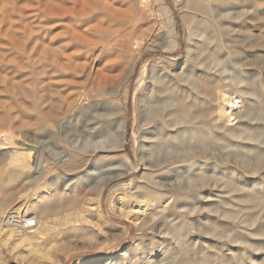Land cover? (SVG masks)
I'll return each instance as SVG.
<instances>
[{
	"label": "rangeland",
	"instance_id": "374dc122",
	"mask_svg": "<svg viewBox=\"0 0 264 264\" xmlns=\"http://www.w3.org/2000/svg\"><path fill=\"white\" fill-rule=\"evenodd\" d=\"M79 1L0 0V264H264V0Z\"/></svg>",
	"mask_w": 264,
	"mask_h": 264
},
{
	"label": "bare ground",
	"instance_id": "6f19581e",
	"mask_svg": "<svg viewBox=\"0 0 264 264\" xmlns=\"http://www.w3.org/2000/svg\"><path fill=\"white\" fill-rule=\"evenodd\" d=\"M79 1V0H78ZM148 0H145V2ZM78 3L82 4V6L84 8L88 7L87 1L83 0V1H79ZM81 7V5H80ZM83 7H81L83 9ZM84 10V9H83ZM100 53V52H99ZM97 53V54H99ZM93 58H91L90 60H86V62L81 63V65H83V68L85 69V76L87 77V79L91 80V82L93 81L96 86H103L106 85L108 82H113L115 81V79L119 78V77H123L124 73L123 70H121L117 76L115 75V77L109 76L107 74L104 73V69L105 67L98 63L97 61L99 60V55H97ZM56 55V54H55ZM76 65V64H75ZM111 72V71H110ZM109 72V73H110ZM152 78V77H151ZM153 80V79H152ZM154 81V80H153ZM90 82V83H91ZM92 82V83H93ZM91 83V84H92ZM112 95H117L115 92L112 93ZM95 97L92 96L91 94L86 95V97L84 98V102L79 104L78 101L80 100H75L76 104H79L77 107V109H82L85 107H88V105H91V103L94 101ZM73 100V99H72ZM82 101V100H81ZM238 101L239 98L235 95H229L226 99V108L228 109L226 111V113H231L234 108L237 107L238 105ZM73 102V101H72ZM75 105V104H74ZM75 107V106H74ZM92 108V107H90ZM76 110V109H74ZM78 111V110H77ZM82 112V111H81ZM142 112V111H141ZM73 113V111H72ZM79 113V111L77 112ZM237 113V112H236ZM72 115V114H71ZM68 116V115H67ZM70 116V115H69ZM68 116V117H69ZM80 116V115H79ZM229 115H227L228 117ZM75 118V117H74ZM72 118V119H74ZM78 119V118H77ZM229 120V119H228ZM64 121V120H63ZM62 122V121H61ZM65 124V123H64ZM120 124V123H119ZM58 125V124H57ZM59 126V125H58ZM57 126V127H58ZM62 126V125H61ZM118 127V126H117ZM56 128V127H55ZM64 128V127H62ZM122 128H123V124L121 123L119 126V137H118V141L121 140V134H122ZM59 129V128H58ZM57 129V130H58ZM67 129V128H65ZM64 129V130H65ZM116 130H118V128H116ZM11 131V130H10ZM10 131H5V136L3 139L0 138V145H4L2 146L3 148L9 150L10 152H12L15 156H16V162L17 165L19 167H21L24 170H27V168H33L34 166V160H35V156H38L39 154V147L37 144L35 143H31L29 141H24L21 138H15L12 135V132ZM31 131V130H30ZM55 131V130H54ZM63 131V130H62ZM4 132V131H3ZM53 133V132H52ZM51 133V134H52ZM63 133V132H61ZM30 134V133H29ZM60 134V133H59ZM20 136V135H19ZM32 136V135H31ZM61 136V135H60ZM43 137V136H40ZM38 138V137H37ZM44 138V137H43ZM62 138V137H61ZM39 139V138H38ZM61 142V141H60ZM93 173V172H92ZM95 178V177H94ZM39 179L38 176H36L35 178H33V181H37ZM92 179V178H90ZM55 180V179H54ZM92 182V181H91ZM106 182L105 180H101V182L98 183V185L96 186L97 190H99L104 183ZM53 183V182H52ZM37 184V183H36ZM56 185V183H55ZM17 209V208H16ZM19 212V210H18ZM14 213V212H13ZM17 213V211H16ZM29 219V218H28ZM27 220V219H26ZM33 225H36V221H34Z\"/></svg>",
	"mask_w": 264,
	"mask_h": 264
},
{
	"label": "built area",
	"instance_id": "2783aa9c",
	"mask_svg": "<svg viewBox=\"0 0 264 264\" xmlns=\"http://www.w3.org/2000/svg\"><path fill=\"white\" fill-rule=\"evenodd\" d=\"M6 222L8 224L13 223V218L11 216H9L8 219L6 220ZM33 223H34V220L32 218H29V219L25 220V222L23 223V226L24 227H30L33 225Z\"/></svg>",
	"mask_w": 264,
	"mask_h": 264
}]
</instances>
